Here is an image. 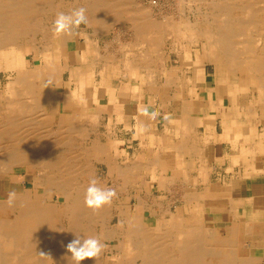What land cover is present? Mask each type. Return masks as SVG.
I'll return each mask as SVG.
<instances>
[{
    "label": "bare ground",
    "instance_id": "obj_1",
    "mask_svg": "<svg viewBox=\"0 0 264 264\" xmlns=\"http://www.w3.org/2000/svg\"><path fill=\"white\" fill-rule=\"evenodd\" d=\"M80 7L87 25L55 35L57 13ZM212 66L219 75L264 76V0H0V264H74L66 245L76 236L105 245L81 264H253L235 255L232 236H219L212 222L208 202L226 204L231 189L177 197L163 189L165 178L142 173L160 164L144 162L142 146L140 162L104 149L120 141L115 129L129 116L140 139L154 108L173 110L181 133L190 109L203 105L187 99V85ZM122 78L128 94L120 97ZM65 106L77 111L68 118L55 112ZM162 145L163 153L185 150ZM24 173L31 189L18 186ZM92 178L117 193L96 212L84 204ZM153 182L158 189H148ZM165 192L174 202L196 197L202 208L169 210Z\"/></svg>",
    "mask_w": 264,
    "mask_h": 264
},
{
    "label": "crops",
    "instance_id": "obj_2",
    "mask_svg": "<svg viewBox=\"0 0 264 264\" xmlns=\"http://www.w3.org/2000/svg\"><path fill=\"white\" fill-rule=\"evenodd\" d=\"M218 72L213 66L206 68L187 85V99L203 105L194 113L190 109L192 113L189 121L183 122L185 129L181 133H176L178 122L173 120V110L154 108L155 118L143 122L140 139L133 137L135 126L130 125L133 121L129 116L115 129L120 141L116 144L106 142L104 149L115 146L118 154L126 152L128 161L140 162L136 155L142 146L140 153L144 162L157 160L160 163L153 171L146 165L142 173L169 179L163 180V189H168V193L174 189L177 197L178 194H197L199 189H231L230 201L226 203V199L219 198L226 204L208 202L213 210L212 222L219 236L225 239L232 236L237 257L252 260L253 264H264V76L248 79L247 75L236 71L223 75ZM138 86L143 92L142 85ZM127 94V89L120 91L119 87L118 96ZM173 95L171 91L169 96ZM56 97L61 98V95ZM114 107L115 114H124L123 105L115 104ZM139 108L144 109L146 105L140 104ZM76 109L65 106L55 112L68 118ZM176 114L181 117L182 111ZM112 120L106 117L107 122ZM124 128L127 130L122 133ZM151 130L156 131L154 136H150ZM164 134L168 136L162 140ZM163 141L185 150L177 152L174 146V150L163 153ZM188 178L195 179L194 183H187ZM148 189H158L157 183L153 182ZM163 198H169L166 192ZM195 198L190 203L187 200L174 202L169 198V210L189 205L190 211H197L202 203Z\"/></svg>",
    "mask_w": 264,
    "mask_h": 264
},
{
    "label": "clouds",
    "instance_id": "obj_3",
    "mask_svg": "<svg viewBox=\"0 0 264 264\" xmlns=\"http://www.w3.org/2000/svg\"><path fill=\"white\" fill-rule=\"evenodd\" d=\"M88 18L86 16V9L83 7L72 10L70 13L59 12L57 13L53 22V32L55 35L71 36L81 25H87ZM147 114V110L145 113ZM155 117L156 113L152 114ZM16 192L11 191L8 193L5 203L11 207L15 203ZM117 193L114 188L101 187L96 178L90 179L88 186L84 193L85 207L96 212L104 206L112 204ZM105 245L100 242L96 237L81 238L76 236L75 239L66 245V251L70 254V259L74 264H81L84 260L94 261L103 252ZM41 256L48 257L46 254L41 253Z\"/></svg>",
    "mask_w": 264,
    "mask_h": 264
},
{
    "label": "rangeland",
    "instance_id": "obj_4",
    "mask_svg": "<svg viewBox=\"0 0 264 264\" xmlns=\"http://www.w3.org/2000/svg\"><path fill=\"white\" fill-rule=\"evenodd\" d=\"M193 49H195V48H193ZM17 50H22V46H18L17 47ZM196 52H198L199 51V49H197L196 48V50H195ZM124 80V81H123ZM123 80H121L120 81V91H124V90H128V82H127V80L125 79V78H123ZM65 91V90H64ZM60 92V91H59ZM29 173H31L30 171H29ZM19 175H22V177L21 178H24L23 179V181L20 183V184H18V186H20V187H24V188H29V189H31V180H32V175L31 174H19ZM3 180V177H1L0 176V182ZM36 191L39 193V192H41V191H43V189H41V188H38V189H36ZM56 199V197H55V195H52V200L54 201ZM148 223H150V220L148 219L147 220V224ZM109 264H112V262L111 261H109L108 262Z\"/></svg>",
    "mask_w": 264,
    "mask_h": 264
}]
</instances>
